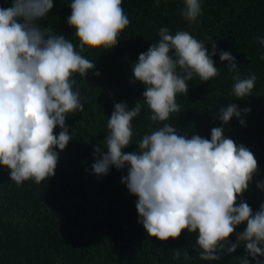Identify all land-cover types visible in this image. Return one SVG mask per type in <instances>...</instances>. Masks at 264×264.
Masks as SVG:
<instances>
[{
	"label": "clouds",
	"instance_id": "1",
	"mask_svg": "<svg viewBox=\"0 0 264 264\" xmlns=\"http://www.w3.org/2000/svg\"><path fill=\"white\" fill-rule=\"evenodd\" d=\"M203 2L183 0L180 13L189 24L202 16ZM160 3L155 0L157 7ZM11 5L0 7V166L10 170L18 186L27 181L41 184L55 177L60 152L75 140L67 119L84 111L79 89L74 90L75 77L100 76L84 53L116 49L130 20L123 0H71L67 23L77 38L74 44L40 23L55 0H11ZM158 36L132 65L131 83L145 86L144 104H114L106 139L94 146L90 174L105 177L113 168L126 170L122 183L137 198L138 223L148 237L166 242L186 231L197 235L192 250L208 264H221L225 255L241 247L245 254L236 257L238 264H264V204L254 212L243 199L259 174L258 161L249 148L225 134L234 118L245 126L251 109L220 105L213 118L222 126L212 128L210 139L180 134L168 123L180 113L177 97L189 93V81L208 83L220 74L217 55L227 63V71L235 73V100L252 96L257 77L241 78L231 53L216 44L210 52L188 31L173 34L161 27ZM256 42L264 46V36ZM145 105L150 131L136 142L137 151L127 152L137 135L133 121ZM256 187L264 191V181H256ZM241 225L246 227L238 232ZM172 256L177 261L195 258L186 249Z\"/></svg>",
	"mask_w": 264,
	"mask_h": 264
},
{
	"label": "trees",
	"instance_id": "2",
	"mask_svg": "<svg viewBox=\"0 0 264 264\" xmlns=\"http://www.w3.org/2000/svg\"><path fill=\"white\" fill-rule=\"evenodd\" d=\"M70 2L55 0L54 9L40 23L76 44L74 30L67 23ZM11 6V0H0V7ZM183 6V0H161L159 7L155 0H123L130 24L116 49L84 53L94 61L100 76L75 77L74 90L79 89L84 111L67 119L75 140L60 152L55 177L41 184L27 181L18 186L11 181L10 170L0 166V264H208L192 250L196 234L185 231L178 240L166 242L148 237L138 223L137 198L122 183L126 170L113 168L105 177L90 174L94 146L106 139L114 104L125 102L129 108L137 101L144 104L145 86L131 83L132 65L159 40L161 27L173 34L190 32L210 52L216 44L236 58L241 78L256 75L252 96L235 100V73H229L227 63L217 55L214 59L220 74L208 83L198 78L189 81V93L177 97L181 111L168 123L180 134L210 139L212 128L222 126L213 118L220 105L235 103L241 109L250 108L246 125L234 118L225 126V134L249 148L258 161L259 174L243 199L254 212L264 204V191L256 187V181H264V46L256 42L264 36V0H204L203 14L195 24L181 15ZM148 115L145 105L133 121L137 133L133 146L125 151L138 150L136 142L150 131ZM59 131L57 128L56 133ZM245 227L241 225L237 231L243 232ZM230 239L235 241V235ZM177 249H186L195 258L177 261L172 256ZM244 254L241 247L235 254L225 255L221 264H238L236 257Z\"/></svg>",
	"mask_w": 264,
	"mask_h": 264
}]
</instances>
